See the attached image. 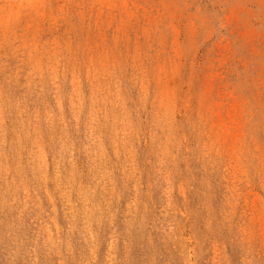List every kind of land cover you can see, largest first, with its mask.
Masks as SVG:
<instances>
[{
  "label": "rangeland",
  "instance_id": "1",
  "mask_svg": "<svg viewBox=\"0 0 264 264\" xmlns=\"http://www.w3.org/2000/svg\"><path fill=\"white\" fill-rule=\"evenodd\" d=\"M0 264H264V0H0Z\"/></svg>",
  "mask_w": 264,
  "mask_h": 264
}]
</instances>
